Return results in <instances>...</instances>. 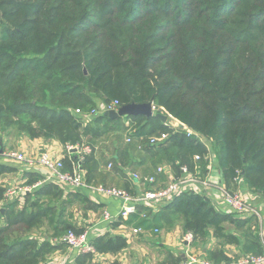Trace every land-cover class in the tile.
<instances>
[{
    "label": "trees",
    "instance_id": "16d2710c",
    "mask_svg": "<svg viewBox=\"0 0 264 264\" xmlns=\"http://www.w3.org/2000/svg\"><path fill=\"white\" fill-rule=\"evenodd\" d=\"M0 21L1 128L76 146L101 131L84 125L75 111L90 115L98 99L121 106L152 102L193 134L184 127L173 132L159 118L130 117L129 133L146 153L173 167L176 178L185 166L201 179L215 161L227 182L241 178L264 198V0H0ZM121 119L93 117L105 128ZM163 133L168 138L152 145ZM91 158L85 155L83 170ZM11 170L0 163V173ZM53 187L26 191L17 213L20 199L0 207V264H41L67 245L13 235L19 229L28 233L48 219L53 236L62 237V229L83 232L65 218L70 200L60 208L44 205L41 197ZM80 203L93 202L82 195ZM212 203L201 193L181 192L157 213L141 206L125 222L160 230L168 210L194 234L193 247L213 235L220 245H235L241 257L264 253L256 217L221 215ZM228 220L243 236L228 231ZM93 244L97 253L127 247L121 236H99ZM211 256L215 264L240 259L223 250ZM93 257L79 254L75 264Z\"/></svg>",
    "mask_w": 264,
    "mask_h": 264
},
{
    "label": "crops",
    "instance_id": "0c3cea01",
    "mask_svg": "<svg viewBox=\"0 0 264 264\" xmlns=\"http://www.w3.org/2000/svg\"><path fill=\"white\" fill-rule=\"evenodd\" d=\"M130 117L134 116H127V118H123L126 123L123 125V123H116L114 126H111V130L115 131L116 128L119 129L120 131L127 132L134 141H136L137 144H139V147L141 146V140L133 137L129 132H131L129 125V120ZM174 120H176L174 118ZM179 122L178 120H176ZM121 122V121H120ZM167 123V122H166ZM97 124H105V121H101L100 123ZM179 122V126H180ZM170 128L171 125L167 124ZM108 128V126L106 127ZM172 129V128H171ZM105 130V129H104ZM107 130V129H106ZM110 130V131H111ZM203 141L205 144H207L208 140L206 138H203ZM29 145H27L30 148V151H28L27 157H31V155H35L36 157L40 155L43 151H50L51 154L54 157L61 158L64 160L68 159L71 161L70 167L66 165L67 160H66V169L71 170L73 168V165L76 160L73 161V155L74 157H78L79 151H68L66 153V146L63 145L61 142H58L56 140H50L46 141L42 138H35V139H30L28 142ZM80 145V144H78ZM81 146V145H80ZM142 149V147H141ZM127 151L128 149H123L118 145V143L115 144L113 152H110L112 154V158L117 161L120 159V157H128L127 156ZM142 156L144 159L142 160H136L133 163H131V167L128 169L126 168L123 171H117L114 174L119 177L118 179H121L123 186L126 187L125 191L129 192L133 196H139L142 195L145 191L151 189H160L166 186L172 179H176L175 177V169L173 167L168 166L165 163L158 162L155 158H152L148 153H146L142 149ZM121 154V155H120ZM35 157V158H36ZM39 157V156H38ZM31 159L33 163L31 165H25L24 170L22 171L20 179L24 178V180H27L29 177L35 181L33 184L29 185L28 187H31L28 191L29 192H34L37 190L38 187L44 186V185H54L53 190L49 194H45L44 197L42 196L41 198L43 201L47 200L50 195H55L56 194V204L59 208L61 207V203H68L67 201L70 200L71 204H69L68 209L65 214V218L68 219L70 222H72L75 226V229H83V231H86L89 229H85L86 224H85V218L89 216L90 217L95 215L96 221H87V223L90 225V234L93 240L98 238L99 236H121L127 241V247L123 250H120L116 253L114 252H98L96 253L95 256V261L92 264H105L109 262L110 264H178L181 261H183L187 256L190 254H194L196 256L200 255L199 257H202L206 261H208L210 264H215V262L212 261L210 257L213 253H215L218 250H223V252L228 255L231 258H234L237 256V248L233 244H225L222 247H220V241L211 235L205 245L199 250H197V247H193L189 250H187L186 243L184 240V235L185 231L183 230L182 226V221H173L170 218V213L168 210H165L164 215L165 217L163 218V227L159 230L157 228H150V229H144L141 228L142 231L140 233H134V228L132 225H128L125 222V219L128 218H120L118 216L121 207H122V201L119 199H112L109 197H105L104 195L96 192L95 190H86V189H69L65 188L59 183L51 180L49 178V173L48 170L42 167L40 164L37 163V159ZM215 162V161H213ZM155 163V164H154ZM157 166L159 167H165L166 168V173L163 175H160L157 182L154 184H150L146 181V178L149 175L154 174L157 171ZM132 169V170H131ZM214 169L215 173L209 172L201 178V181L211 180L209 179V176L212 178V182H214L215 185H223L224 183L232 184L234 183L235 185H238L241 191L244 193L245 198L247 199V196L252 193V194H257L258 196L259 193L254 191L253 189H250L241 178L234 179L233 181L227 182L225 177L222 174V171L220 170L218 164L215 162L214 165H212L211 170ZM86 170V169H85ZM85 179L87 181L88 177L86 176L85 171ZM111 170V169H109ZM95 171H98V169H93V175H90L91 177L97 178L98 172L95 174ZM131 171L136 172L137 174L132 175ZM90 172V171H89ZM109 172V171H108ZM88 173V172H87ZM141 173V174H139ZM109 174V179L111 177V173ZM112 174V175H114ZM194 175V173H193ZM101 178H107L101 177ZM89 182H87L90 186L93 187H98L100 185H95L94 183H91V178L90 180L88 179ZM91 181V182H90ZM238 181L241 182V184H238ZM188 187H186L183 192H197L201 193L202 195L208 196L212 199L213 201V206L214 210L221 214H232L233 218H240L244 219L247 218L244 215L240 217L237 213L233 212L229 207L224 205L222 201L220 200V197L215 189H210V187H206L205 185L197 184V185H190L187 184ZM237 186V187H238ZM199 187V188H198ZM202 189V190H201ZM55 193V194H51ZM82 195H85L89 200H91L93 203L91 207L87 210H82V206H84L82 203H80ZM35 198V196H33ZM249 198V197H248ZM19 203L21 204L20 206L23 207L24 203V198L20 197L19 198ZM252 201V200H251ZM159 204H156L154 206H146V205H140L144 206L145 208H149L153 214L157 213L158 211L164 209L166 205L168 204L167 201H160L157 202ZM252 203H250L251 205ZM82 205V206H81ZM262 205V206H261ZM18 206V208H20ZM253 206V205H252ZM21 207V208H22ZM259 207H264V203H259ZM256 208V207H255ZM100 214V217H98V214ZM109 214V218H106V214ZM257 217V216H253ZM263 217H264V210H263ZM259 218V217H258ZM228 221H225V225L228 226L227 224H231ZM53 229V227H52ZM229 231V230H228ZM235 229V231H229V232H234L238 234ZM239 235V234H238ZM47 239L54 240V244H61L65 243L62 240V237H57V236H49L48 234L44 233V236ZM41 237V238H43ZM149 237L154 238V240H151ZM152 241V242H151ZM153 243V244H152ZM66 244V243H65ZM222 248V249H220ZM57 251H60L57 250ZM56 251V252H57ZM55 252V253H56ZM234 253V257H232ZM79 254L77 253L75 257H77ZM98 258V259H97ZM100 258V259H99ZM207 258V259H206ZM110 260V261H108ZM107 261V262H106ZM108 264V263H107ZM224 264V263H223ZM229 264H237L236 262H232Z\"/></svg>",
    "mask_w": 264,
    "mask_h": 264
},
{
    "label": "rangeland",
    "instance_id": "374dc122",
    "mask_svg": "<svg viewBox=\"0 0 264 264\" xmlns=\"http://www.w3.org/2000/svg\"><path fill=\"white\" fill-rule=\"evenodd\" d=\"M1 24V21H0ZM1 28V25H0ZM98 102V106H101L103 103H105V101H100L99 99L97 100ZM75 115L77 117H80L81 119H83V121H85L84 125H90L91 127H93L96 131H101L98 133L101 134H96L94 132H92L91 134L88 135H84L82 137V142H81V146L80 147H86V148H90V153H88L87 155H90L91 161L90 164H87L85 166V168L87 169L89 166H94L95 169L97 168L98 171H95V174L98 172V176L97 178L95 177H91L90 175H87V177L91 178V183H94L95 185H105L107 187H112V188H117L120 190H125L126 187L123 186V183L121 182V179H118L119 177H117L114 173L115 172H119V171H123L126 168L128 169L129 167H131V163H133L136 160H142L143 158V152L141 149V146L139 147V144L136 143V141H134V139L131 138V136L124 131H120L119 129L116 128L115 131L111 130V126L109 125L108 128H105V126H103V124H97L96 122H94L93 117H91V115H87L84 116L83 113L82 115L80 114V112L75 111L74 112ZM155 113H158V111L155 109ZM123 118H127V116H123ZM124 119H121L120 123H123V125H125L126 121ZM143 122V121H142ZM166 124H170L171 125V131L173 132H177L179 129H182L179 126V122H177L176 120H174V118L172 116H169L168 121ZM105 129V130H104ZM107 129V130H106ZM111 130V131H110ZM94 133V134H93ZM30 139H35V138H30L27 134L21 132L18 128L16 127H9V128H1L0 127V163L2 165H6L11 167V171H6L4 173H0V188L4 189V198L2 201H0V207L4 208V205H9L11 203L16 202L20 197H24L25 193L27 190H29L31 187H28V181L24 180V178L20 179L21 173L22 171L25 169L24 166L27 165L25 163H20L15 159H12L9 155L10 153H24L26 158L29 159H36L37 157L34 155H31V157H27L28 151H30V148L27 146L29 145L28 142ZM58 142H60V140H56ZM118 143V145L120 147H122L123 149H128L127 151V156L128 157H124L123 160L120 157V159H118L117 161H115L112 158V154L110 152H113L115 144ZM27 144V145H26ZM68 145L66 146V153L68 152ZM208 147L211 149V143L207 142ZM75 149H77V146H74ZM81 148V149H82ZM26 151V153H25ZM50 152V151H49ZM51 153V152H50ZM121 155V154H120ZM213 155V153H212ZM36 157V158H35ZM188 157H190L191 159L197 161L200 160L199 155H194V157L192 156V154H188ZM209 157V156H207ZM68 162H70L68 160ZM215 162H212L211 167L209 168V172L215 173L214 169L211 170L212 165H214ZM155 164V163H154ZM67 167H68V163H66ZM71 165V162H70ZM69 165V167H70ZM29 166V165H28ZM158 168V166H157ZM111 169V170H109ZM132 170V169H131ZM109 171V172H108ZM111 177L109 179V174L107 173H111ZM132 175L137 174V171L133 173V171H131ZM141 174V173H139ZM93 175V174H92ZM107 177V178H101V177ZM136 176V175H135ZM209 179H211L210 181L206 179L207 183H209L210 189H215L219 195V191L220 189L226 190V191H236L239 192L240 195H243V197L245 198L244 193L241 191V189L239 188L238 185H235L234 183L232 184H228V183H224L223 185H215L214 182H212V178L209 176ZM238 184H241L240 181H238ZM238 186V187H237ZM199 188V187H198ZM202 190V189H201ZM249 197V198H248ZM57 197H53V196H49L47 200L44 201V205L47 207L48 206H52V207H57L59 208L56 204V199ZM246 199V198H245ZM247 202L248 203H252L251 205H253V207H256L262 215V218H258L256 217V222L253 225V228L256 225H259L260 231H264V217H263V210L264 207H259V203H264V198H262L261 196H258L257 194H252L250 193L247 196ZM252 200V201H251ZM21 205V204H20ZM19 205V206H20ZM82 206V205H81ZM262 206V205H261ZM22 206H20L21 208ZM89 204L82 206V210H87L89 208ZM20 209L16 206V213L19 212ZM100 214H98V217H100ZM96 215L95 217L92 216L89 219V216L85 218V224L87 227H85V229H89V232L91 231L90 229V225L87 223V221H96ZM228 226L227 229L229 231H235L234 225L232 224H227ZM246 228V227H245ZM244 228V229H245ZM68 229H62L60 231V236H62V239L64 237V235L71 231ZM67 231V232H66ZM239 235L243 236V230H238L236 231ZM44 233L48 234L49 236H53V234L55 235V233H53L52 230V226H50L49 224V220L45 219L42 224H40L39 226L33 228L32 230H30L28 233H23L22 230H17L13 235L17 236V235H21L27 234V237H31L34 239H39L41 240V237L44 236ZM151 240H154V238L149 237ZM51 241V239H50ZM52 242H54V240H52ZM152 242V241H151ZM153 244V243H152ZM220 245V244H219ZM203 246H197V250H199L201 252V248ZM220 247L223 248V245H220ZM220 248V249H222ZM189 250V249H187ZM80 254L79 252L75 251L74 249H72L69 245H66L65 247H63L60 251H57L56 253L53 254H48V258L47 261L42 262L41 264H75V259H76V254ZM237 254L236 255H240L239 257L241 258V254L240 251L237 249ZM89 254V253H87ZM94 254L93 260L89 261L88 263H94V259L96 256V253H92ZM234 257V253L232 254ZM200 256V255H198ZM202 258V257H201ZM98 259V258H97ZM100 259V258H99ZM240 260V259H239ZM110 261V260H108ZM209 261V260H208ZM107 262V261H106ZM108 264H110L109 262H107ZM105 263V264H107Z\"/></svg>",
    "mask_w": 264,
    "mask_h": 264
},
{
    "label": "built area",
    "instance_id": "2783aa9c",
    "mask_svg": "<svg viewBox=\"0 0 264 264\" xmlns=\"http://www.w3.org/2000/svg\"><path fill=\"white\" fill-rule=\"evenodd\" d=\"M122 106L119 101L111 100L103 103L101 106H98L97 109L92 110L90 113L91 117L97 116L100 113H104L106 111L115 110L118 111ZM156 109V107H155ZM77 112H80L77 110ZM82 115V113L80 112ZM83 116V115H82ZM187 133L189 135L193 134V132L187 129L185 126ZM168 138V134H161L160 136L152 137L150 142L152 145H158L164 142ZM203 141V137L201 139ZM203 143H205L203 141ZM77 149L73 145H68V151H79L78 158L73 165L71 170L66 169L65 162L61 158L54 157L49 151H43L40 153L37 163L42 167L48 170L49 178L65 188L69 189H86V190H95L96 192L104 195L105 197H109L112 199H119L122 201V207L118 214V216L122 219L128 218L132 213L137 212L140 205L146 206H154L159 204L157 202L160 201H171L178 194L183 192V190L188 187L187 184L197 185L198 183L201 185H205L206 187H210L207 181H201L195 175L191 174L188 167L181 168V176L179 178L172 179L165 187L160 189H149L145 191L142 195L133 196L129 192L125 190H120L117 188L107 187L105 185H100L98 187L90 186L85 179V172L82 168V164L85 162V155L90 153V148H82L79 145H76ZM82 148V149H81ZM12 159L17 160L20 163H25L27 165H31L33 161L29 158H26L24 153H10L9 155ZM165 167H159L157 171L149 175L146 178V181L150 184H154L157 182L160 175L166 173ZM219 197L222 203L229 207L233 212L237 213L240 217L243 215L246 217L249 216H257L262 218L261 212L250 205L247 200L240 195L239 192L236 191H226L220 189ZM145 215V214H143ZM109 214H106V218H109ZM142 231L141 228H134V233H140ZM260 236L262 239V243L264 246V231H260ZM67 245H69L72 249L79 252L80 254L87 253H97L96 248L93 244V238L88 230L83 231L81 233H76L71 230L67 232L63 239ZM184 240L186 243L187 249L193 248L194 242V234L192 232H187L184 235ZM180 264H210L205 259L196 256L194 254H190L187 256ZM237 264H264V253L261 255H247L241 257L240 260L237 261Z\"/></svg>",
    "mask_w": 264,
    "mask_h": 264
},
{
    "label": "water",
    "instance_id": "95a60500",
    "mask_svg": "<svg viewBox=\"0 0 264 264\" xmlns=\"http://www.w3.org/2000/svg\"><path fill=\"white\" fill-rule=\"evenodd\" d=\"M105 116H108L112 119H118L123 116H145L147 118H159L161 119L164 123L168 121L169 116L164 115L162 113H155V106L152 102L150 103H143V104H138V103H131L122 106L118 111L115 110H110L104 112ZM180 127H184V125L181 123Z\"/></svg>",
    "mask_w": 264,
    "mask_h": 264
}]
</instances>
